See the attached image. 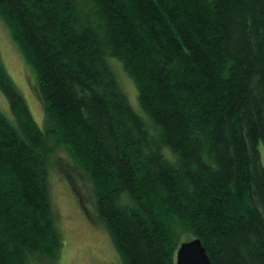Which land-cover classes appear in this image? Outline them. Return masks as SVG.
<instances>
[{
	"label": "trees",
	"instance_id": "16d2710c",
	"mask_svg": "<svg viewBox=\"0 0 264 264\" xmlns=\"http://www.w3.org/2000/svg\"><path fill=\"white\" fill-rule=\"evenodd\" d=\"M0 19L45 113L0 57V264H57L61 148L123 264H176L182 235L212 264H264V0H0Z\"/></svg>",
	"mask_w": 264,
	"mask_h": 264
},
{
	"label": "rangeland",
	"instance_id": "374dc122",
	"mask_svg": "<svg viewBox=\"0 0 264 264\" xmlns=\"http://www.w3.org/2000/svg\"><path fill=\"white\" fill-rule=\"evenodd\" d=\"M0 57L8 74L25 98L37 124L44 129L45 113L36 94L38 84L36 74L23 58L1 19ZM110 64L133 109L148 119L139 104L134 82L117 60L110 61ZM0 110L11 117L8 101L1 91ZM49 185L53 210L63 241L57 264H123L106 227L97 217L91 179L64 148L59 149L53 156ZM191 240L190 235H182L179 243Z\"/></svg>",
	"mask_w": 264,
	"mask_h": 264
},
{
	"label": "water",
	"instance_id": "95a60500",
	"mask_svg": "<svg viewBox=\"0 0 264 264\" xmlns=\"http://www.w3.org/2000/svg\"><path fill=\"white\" fill-rule=\"evenodd\" d=\"M175 262L176 264H212L199 238L180 243L176 251Z\"/></svg>",
	"mask_w": 264,
	"mask_h": 264
}]
</instances>
